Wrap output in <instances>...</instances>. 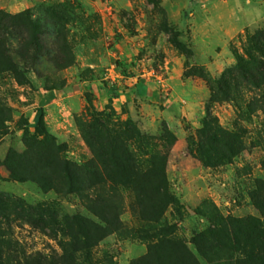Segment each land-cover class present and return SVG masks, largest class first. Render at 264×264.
Instances as JSON below:
<instances>
[{
    "label": "trees",
    "instance_id": "1",
    "mask_svg": "<svg viewBox=\"0 0 264 264\" xmlns=\"http://www.w3.org/2000/svg\"><path fill=\"white\" fill-rule=\"evenodd\" d=\"M38 13V14H37ZM65 10L60 4L9 13L0 9V80L9 77L19 86L34 87L22 66H32L47 56L57 69L74 62V50L66 33ZM172 34L171 44L183 54L186 47ZM234 63L218 76L197 75L208 88L204 116L194 135L185 137L189 154L210 168L231 164L247 148L248 129L239 120L260 112L264 123V28L245 35L242 53L234 51ZM60 89L61 87H56ZM227 102L235 111L234 129L222 126L212 113L213 103ZM12 106L0 94V134L12 119ZM108 110H91L78 120V129L90 157L77 163L64 153L38 107L22 141L29 150L24 157L9 149L0 165L11 179L33 181L43 191L75 194L87 214H61L49 202L27 204L0 192V264H91V250L104 237L124 230L120 214L129 195L128 208L138 221L139 233L149 241L143 255L130 264H209L202 262L206 247L214 253L222 247L233 251V264H264V177L247 190L260 218L222 216L210 204L208 231L192 238V248L167 230L162 218L177 205L167 177V162L175 134L162 122L158 134L141 131L130 117L112 121ZM246 119V118H245ZM24 121L19 127L24 128ZM264 149V145H262ZM13 222L24 223L56 240L58 251L27 253L10 238ZM210 236V238H208Z\"/></svg>",
    "mask_w": 264,
    "mask_h": 264
},
{
    "label": "rangeland",
    "instance_id": "2",
    "mask_svg": "<svg viewBox=\"0 0 264 264\" xmlns=\"http://www.w3.org/2000/svg\"><path fill=\"white\" fill-rule=\"evenodd\" d=\"M209 1H200V8L206 13L199 11L203 19L194 24L185 21L189 11L183 13L182 20L176 16L173 18L168 0H0V9L9 13L27 8L38 12L40 6L60 4L65 10L66 33L74 50V62L61 69L55 68L47 56L40 57L32 66H22L32 78L33 88L19 86L9 77L0 80V94L13 108L12 119L3 124V133L0 134V161L9 149L24 157L29 155L22 136L25 130L33 131L34 116L37 108L42 107L48 130L59 142L66 143L64 155L77 163L84 162L90 157V151L80 135L79 118L86 117L91 110L103 108L112 113V121L126 119L122 111L110 105V108L103 107L102 96L94 91L95 84L113 88L118 87V81L131 84V77L137 76L146 81L165 82L163 101L153 108L147 106L143 109L134 102L131 114L127 116L148 134H158L162 122H165L160 112L171 93L170 80L175 81L178 76L195 80L193 89L184 91V94L180 92L184 101L179 100L178 104L192 106L189 111L186 109L188 115L175 113L179 121L175 123L176 128L173 130L167 126L175 136L194 135L204 116V104L209 94L205 82L195 74L206 71L212 77L218 76L232 65H227L229 57L234 63V51L242 53L245 35L264 28V25L251 27L225 43L214 36L202 38L199 29L213 31L215 28H210L205 22L210 7L202 3ZM198 8L193 5L192 11L198 14ZM228 21L223 17L218 26H225ZM202 22L203 27L200 28ZM166 26L176 30V37L187 52L183 54L171 44L172 34L166 31ZM171 86L175 87L173 83ZM56 87H61L58 95ZM46 91L55 93L47 100L48 107L44 106L47 102L42 98ZM211 111L222 126L234 129L236 114L231 104L213 103ZM24 121L27 125L22 129L19 126ZM192 121H197L196 128ZM239 122L248 129L247 148L231 164L214 168L202 165L189 154L185 138L184 145H177L173 154L169 153L167 177L178 203L166 209L162 224L190 248L193 247L194 235L214 227L208 220L211 203L222 216L260 218L247 190L264 177V123L260 112L248 117L245 115ZM0 192L27 204L54 203L61 214H87L77 195L43 191L36 182L11 179L3 165H0ZM129 202L130 197L126 195L120 214L124 230L110 233L92 248L91 264H130L145 253L149 240L135 232L140 224L131 214ZM8 231L12 242H15L13 245L27 253L59 250L56 240L24 223L13 222ZM208 248L202 262L233 264L235 254L231 249L222 247L214 253Z\"/></svg>",
    "mask_w": 264,
    "mask_h": 264
},
{
    "label": "crops",
    "instance_id": "3",
    "mask_svg": "<svg viewBox=\"0 0 264 264\" xmlns=\"http://www.w3.org/2000/svg\"><path fill=\"white\" fill-rule=\"evenodd\" d=\"M168 1L170 4V10L174 16L173 18L176 16L178 20H182L181 17L183 13L185 11H189V17L185 19L186 22L192 21L194 24H196V22L199 23L198 19H203L202 14H200L201 11H204L202 7L200 8V1L202 0ZM202 4L206 6L208 4V7H210L207 16L208 20L205 18L206 24L210 28L215 27L213 28V31L209 30V32L206 29L203 30V28H201V26L203 27V22L200 23L201 29H199V31L202 33V38H213L212 36H214L216 38H220V40L225 43L228 39L234 38L238 34H242L246 29L251 27L256 28L258 26L264 25V0H210L208 3L204 2ZM193 5L199 7L198 14L192 11ZM205 13L206 12L204 11V15ZM223 17L229 19L228 24L225 26L220 24L218 26L219 21ZM201 21L202 20H200V22ZM197 30L198 29L196 27L195 31ZM176 60L179 61L180 58L177 57ZM231 64H233V59L229 57L227 65ZM143 75L144 74L140 76ZM131 79L133 81L131 84L127 82H125L126 84H121V81H118V87L113 88L105 86L101 87L100 85L95 84L96 88H94V91L102 96L103 107L110 108V106H112L114 109L122 111V116L127 117L131 114V109L134 102L140 104L141 108L143 109L147 106L153 108L157 105V103L163 101V83H165L162 82L163 80H160L161 82H158L155 79H149L146 81L142 78H139L138 76L131 77ZM170 83H173L175 87H172L171 84H168L171 89V93L169 98H166V105L160 114L167 126L174 130V128H176L175 123H179L178 118L175 117V113H181L182 115H185L186 109L189 111L192 107L188 104L182 106L178 103L179 100L184 101L183 97H181V94H184V91L190 90L191 88L193 89L195 80L191 78H181V76H178L177 80H170ZM160 85H162V88ZM56 92V95H58V93L61 92V89L56 90ZM42 94L43 100H46L47 102L44 104V106L48 107L50 104L47 100L51 96H54L55 93L52 91H46ZM188 113L186 115H188ZM191 123L193 127H197V121H192ZM176 137V143L173 145L170 155L173 154V151L177 145H184L183 143L185 137L178 134H176ZM181 147L183 148V146Z\"/></svg>",
    "mask_w": 264,
    "mask_h": 264
}]
</instances>
